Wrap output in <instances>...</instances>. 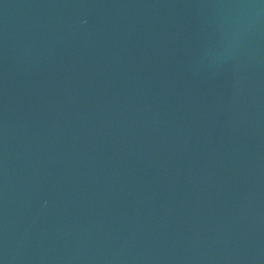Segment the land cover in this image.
<instances>
[{"label":"water","instance_id":"95a60500","mask_svg":"<svg viewBox=\"0 0 264 264\" xmlns=\"http://www.w3.org/2000/svg\"><path fill=\"white\" fill-rule=\"evenodd\" d=\"M0 264H264V0H0Z\"/></svg>","mask_w":264,"mask_h":264}]
</instances>
